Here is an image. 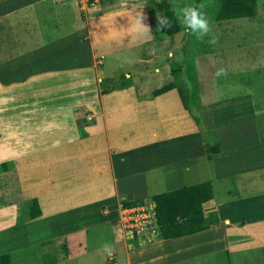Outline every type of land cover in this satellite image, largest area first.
Masks as SVG:
<instances>
[{
    "label": "crops",
    "instance_id": "obj_1",
    "mask_svg": "<svg viewBox=\"0 0 264 264\" xmlns=\"http://www.w3.org/2000/svg\"><path fill=\"white\" fill-rule=\"evenodd\" d=\"M46 1L0 0V21L6 18L11 27L29 24L31 20L37 25L44 15L55 12L53 7L40 6ZM54 2L67 10L66 16L74 15L67 35L75 31L68 38L76 30H83L84 22L79 21L81 17L75 9L71 12L69 6V10L68 1ZM108 9H101L95 23L87 22L86 39L90 41L79 44L72 38L73 42L67 45L66 37L60 36L53 44H45L48 52L42 55L40 45L29 35L15 38L16 43L0 37V158H16L12 160L14 167L27 173L21 179L16 170L19 198L0 200V255L15 254L24 247L43 248L55 237L54 222L58 216H62L61 221L56 222H62V227L67 225L58 236L88 234L91 228L113 225L124 200H148V196L137 195L157 184L162 183L170 192L204 183L186 184V179H195L198 172L195 159H215L217 165L224 167L237 162L238 155L229 153V149L241 134L236 132V137L224 144L222 138L221 152L214 155L213 144L206 143L201 133L196 134L198 125L185 110L180 96L177 100L171 96L176 89L143 101L147 78L159 74L158 69L155 73L148 68L139 70L132 74L130 86L102 93V82L110 78H103L97 55L103 49L114 51L116 38L110 32L97 40L94 28L109 27L122 14ZM58 18L63 25V17ZM135 43L134 40L129 45ZM71 59L75 62L69 63ZM39 63L44 65L38 67ZM177 112L180 119L174 115ZM262 144L257 140L258 151L246 159L254 163L253 167L224 169L215 180L205 181L214 188V199L205 205V210L216 211L220 224L188 237H158L140 248L120 252L115 249L100 264H264ZM227 157L232 161L225 160ZM175 165L177 177H172L169 172ZM256 165V177L240 179L242 192L227 185L221 187V180L249 173ZM163 168L165 174H161ZM20 181L31 185H20ZM32 199L38 200L42 215L31 221L20 216L25 211L19 206H26ZM8 211L10 217L6 219ZM87 249L78 255L85 258ZM63 261L68 263L65 258L55 264H64Z\"/></svg>",
    "mask_w": 264,
    "mask_h": 264
},
{
    "label": "rangeland",
    "instance_id": "obj_2",
    "mask_svg": "<svg viewBox=\"0 0 264 264\" xmlns=\"http://www.w3.org/2000/svg\"><path fill=\"white\" fill-rule=\"evenodd\" d=\"M51 1L49 3L48 0L40 6L53 7L55 9L54 14L44 15L43 21L37 25L34 20H31L29 24L11 27L7 19L3 18L0 21V25L3 27L0 29V37L2 35L8 42L14 43L15 38L19 40V38L29 35L40 45L39 55H42L48 52L46 46L53 44V41L60 38V36L66 37L65 39L69 41L67 45L73 42L72 38L77 39L79 44L90 41V38L86 39L89 37L86 24L87 22L95 23L101 16V9L111 8L113 14H116L114 13L116 11L122 12L117 18L119 21L114 20L109 27L102 25L94 28L97 40L102 39L98 38L101 35L110 32L115 34V37L114 34H111V37L116 38L117 48L114 51L108 52L103 49V52L101 51L97 55L99 58L97 64L100 66L103 78H110L102 82V91L130 86L133 82L132 74L139 70L148 68L155 73L158 69L159 74H155L150 79L147 78L142 93L143 101L148 98L149 100L154 99V92L157 88H162L171 83L178 84L192 92L189 112L199 128L196 134L201 133L206 139V143L213 145L217 141L221 143L223 138L224 144L230 142L232 137H236V132L241 134L240 137L238 136L232 141V147L229 149V153L238 155L236 163L224 167L217 165L215 159L210 162L205 158L195 159L198 172L195 179L187 178L186 184L213 181L219 177L220 173L224 172V169L227 171L245 168V166H254V163H249L246 159L258 151L257 140L264 143V8L262 7L264 0H259V4L261 3L259 20L244 19L230 23L225 22L221 25L213 22L208 17L217 8V4L212 0H204L200 4L203 5L200 10L209 21L212 33L200 39L187 30L166 38L158 37L156 31L157 16L163 17V12L159 8L160 5L164 7L168 4H173L175 7L181 5L195 6L196 0H99V2L92 3L90 1L88 3V0H65L69 2V5H67L69 10L70 7L71 12H73L72 8L75 9L81 17L79 21L84 22L83 30H76L77 33H74L71 36L72 38H68V36L75 30L69 35L67 34L71 29V25L74 24V15L72 18L69 15L66 16L67 10L58 8L56 2H54L55 0ZM140 13L144 16L143 23L151 29V35L147 38L138 37L134 31L130 30L132 27L131 22ZM59 15L63 17V25L58 23ZM212 36L217 40L215 44L210 42ZM134 40L137 43L129 45ZM73 62H75L74 59L69 61V63ZM41 65H44V63H39L38 67ZM220 68L226 69L227 75L218 77L216 72ZM195 86H198L199 89V94L196 95H194ZM173 95L171 96L176 100L177 97L179 98L178 91H175ZM178 114L180 113L177 112L174 115L180 119ZM191 123L195 127V122L192 121ZM261 146L264 151V144ZM14 159L16 158H0V164L11 163V167L7 172L0 171V200L3 202L19 198V193L16 191L19 176L16 170L19 172L21 168L14 167ZM225 160L232 161L231 157H227ZM257 169L256 165L255 169H249V173L233 174L229 179L225 178L220 181L221 187L227 185L233 187L236 191L242 192L240 179L244 176L256 177L255 171ZM165 172L166 168H163L161 174H165ZM169 174L172 177H177V165H175V168H171ZM19 175L21 179L27 177V173L23 171H20ZM252 180L248 181L251 182ZM21 184L26 187L28 185V183L22 182ZM262 185L264 186V183ZM168 190L169 188L167 189L160 183L152 187L151 190L144 191L137 196H148L150 198L152 195L168 192ZM22 198H24V195H22ZM124 201L128 202L130 199ZM124 201L122 207L125 206ZM27 203L26 206L24 204L19 206V210L23 209L25 211L20 216L26 219L28 213L25 208L29 207ZM9 217L10 212L8 211L5 218L8 219ZM61 217L58 216L56 221L58 219L61 221ZM125 219H127L126 216ZM21 221L22 219L19 224H21ZM56 221L54 222L57 226L54 230L55 237L48 243L51 245L47 244L43 248L35 246L30 249H28L29 247L20 249L19 252L12 254V258L15 260L14 264H46L48 262L55 264L57 260L65 258L68 261L67 264H100L104 257L107 258L109 255V252L103 249L105 244L110 246L111 251L117 249L120 252L124 249L140 248L151 242L150 239H144L142 235H133L132 231L127 228L128 225L124 224L125 220L121 211L112 220L113 225L108 223L109 228L103 224L96 229L95 227L91 228L88 234L86 232L80 234L75 231L79 234L72 236L71 233L66 236L62 234L58 236L57 233L64 231L63 229L67 228V225L62 227V222ZM72 224L68 225L69 228ZM132 226L135 227L133 224ZM9 235L6 234L7 239H9ZM0 236H3V234ZM85 247H88V249L84 254L86 256L84 258L78 254ZM88 252L91 255H88ZM28 256L35 260L36 258L40 259L42 262L38 260L35 262ZM89 257H92V260H95L96 263L88 259ZM111 258L114 259V256L111 255Z\"/></svg>",
    "mask_w": 264,
    "mask_h": 264
},
{
    "label": "trees",
    "instance_id": "obj_3",
    "mask_svg": "<svg viewBox=\"0 0 264 264\" xmlns=\"http://www.w3.org/2000/svg\"><path fill=\"white\" fill-rule=\"evenodd\" d=\"M204 0H196L199 5ZM217 4L214 12H211L209 19L217 24L241 21L244 19L257 21L261 16V3L259 0H212ZM264 8V4L262 6ZM160 11L163 16H167L171 21L170 29L157 31L158 37L174 36L186 31L183 28L173 11L175 6L168 4L160 5ZM158 25V24H157ZM156 25V29L157 26ZM196 85V83H195ZM177 90L182 100L185 110L190 111L192 100V92L178 84L171 83L154 92V97H159L173 90ZM111 90H103V94L111 92ZM199 94L198 86H195L194 95ZM196 102V101H195ZM214 155L221 152V143L217 141L212 146ZM212 159V156L210 157ZM11 167V163L0 164V171L7 172ZM214 199V188L211 182H204L192 186H186L170 192H164L148 198V200H136L125 202L124 205L134 207L136 205H145L154 203L156 205V220L159 225L160 237L164 240L188 237L201 233L210 229L214 225L220 224L219 214L216 211L207 212L205 205ZM27 220H35L42 215V210L37 199L28 202ZM0 264H14L11 254L0 255Z\"/></svg>",
    "mask_w": 264,
    "mask_h": 264
},
{
    "label": "clouds",
    "instance_id": "obj_4",
    "mask_svg": "<svg viewBox=\"0 0 264 264\" xmlns=\"http://www.w3.org/2000/svg\"><path fill=\"white\" fill-rule=\"evenodd\" d=\"M203 5L199 7L193 5H181L173 9L179 24L185 28L190 34L196 35L198 39L204 36H209L212 33V28L209 21L206 19L204 14L200 9ZM144 16L140 13L137 18L131 22L132 27L130 30L134 31L138 37L147 38L151 35V29L143 23ZM158 27L157 31H162L163 29L171 28V21L167 16H157ZM212 44L217 42L216 38L212 36ZM167 43V42H165ZM216 75L225 76L227 75V70L220 68L217 70ZM103 249L110 254V246L105 244Z\"/></svg>",
    "mask_w": 264,
    "mask_h": 264
},
{
    "label": "built area",
    "instance_id": "obj_5",
    "mask_svg": "<svg viewBox=\"0 0 264 264\" xmlns=\"http://www.w3.org/2000/svg\"><path fill=\"white\" fill-rule=\"evenodd\" d=\"M99 2V0H88V3ZM122 217L127 224V228L132 231L134 236L142 235L144 239L151 242L160 237L159 225L156 220V205L149 203L136 205L134 207L123 206L121 208ZM125 216L127 219H125ZM135 225V227L132 226Z\"/></svg>",
    "mask_w": 264,
    "mask_h": 264
}]
</instances>
